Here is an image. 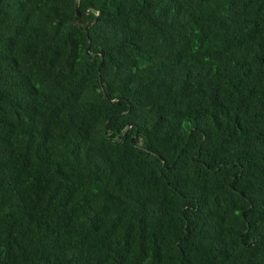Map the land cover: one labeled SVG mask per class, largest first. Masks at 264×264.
Segmentation results:
<instances>
[{
    "label": "trees",
    "instance_id": "1",
    "mask_svg": "<svg viewBox=\"0 0 264 264\" xmlns=\"http://www.w3.org/2000/svg\"><path fill=\"white\" fill-rule=\"evenodd\" d=\"M0 264H264V0H0Z\"/></svg>",
    "mask_w": 264,
    "mask_h": 264
},
{
    "label": "water",
    "instance_id": "2",
    "mask_svg": "<svg viewBox=\"0 0 264 264\" xmlns=\"http://www.w3.org/2000/svg\"><path fill=\"white\" fill-rule=\"evenodd\" d=\"M76 10H78V4L76 5ZM78 15V14H77ZM90 26V25H89ZM88 26V27H89ZM88 28L85 29V32L87 31ZM89 48V42H88V46H87V49Z\"/></svg>",
    "mask_w": 264,
    "mask_h": 264
}]
</instances>
